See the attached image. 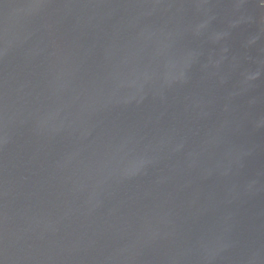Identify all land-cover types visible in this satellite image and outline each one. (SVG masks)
<instances>
[{"label":"water","instance_id":"water-1","mask_svg":"<svg viewBox=\"0 0 264 264\" xmlns=\"http://www.w3.org/2000/svg\"><path fill=\"white\" fill-rule=\"evenodd\" d=\"M0 264H264V0H0Z\"/></svg>","mask_w":264,"mask_h":264}]
</instances>
